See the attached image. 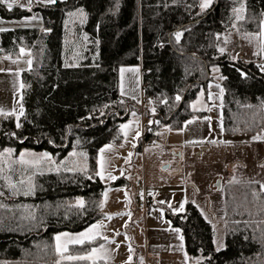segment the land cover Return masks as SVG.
I'll use <instances>...</instances> for the list:
<instances>
[{
  "label": "trees",
  "instance_id": "trees-1",
  "mask_svg": "<svg viewBox=\"0 0 264 264\" xmlns=\"http://www.w3.org/2000/svg\"><path fill=\"white\" fill-rule=\"evenodd\" d=\"M201 3L56 0L48 4L32 0L30 11L21 6L9 10L0 4L2 18L34 13L41 18L40 28L0 32V56L21 57L23 49L29 51L31 61L21 73L23 115L15 119L0 114V151L11 150L17 161L25 150L47 153L52 165L76 153L84 164L68 171L51 164L47 169L45 163L32 168L15 161L16 170L21 169L19 176L0 180L4 193L0 196V264H104L102 260H58L54 234L83 230L102 217L105 185L96 175L99 150L120 143L121 124L132 110L139 111L138 105L120 94L121 66L139 65L145 83L143 95L155 110L154 121L179 129L194 115L190 102L209 82L210 66L217 64L225 134L248 136L264 129V71L258 67L264 62L231 60L219 51L225 44L224 33L230 29L260 32L264 0H212L203 10ZM239 7V12L234 11ZM178 31L182 33L179 41L175 37ZM70 32L74 39L83 35L82 52H71V42L66 43ZM150 130L152 127H146V138L153 136ZM137 148L141 149L140 144ZM29 182L34 191L25 195ZM80 200L83 207L78 205ZM224 207L221 250L214 249L211 226L196 206L187 204L182 213L169 215L171 223L181 229L190 260L264 264L261 184L227 183ZM101 241L97 237L74 244L68 252L84 254Z\"/></svg>",
  "mask_w": 264,
  "mask_h": 264
},
{
  "label": "rangeland",
  "instance_id": "rangeland-1",
  "mask_svg": "<svg viewBox=\"0 0 264 264\" xmlns=\"http://www.w3.org/2000/svg\"><path fill=\"white\" fill-rule=\"evenodd\" d=\"M240 7L238 9H242ZM33 16L37 19L33 20ZM0 27L6 30L40 28L41 18L37 13L18 19L0 17ZM69 30L72 31V28ZM69 36L66 41L71 42V52H82L83 35L74 39L70 32ZM224 41L221 48H224L231 60L245 57L257 61L260 57L258 52L264 55V51H261L264 36L261 33H244L230 29L224 33ZM28 61V50L21 51L19 58L0 56V114H10L19 119L22 111L21 73L30 67ZM124 67L118 71L120 94L122 89L126 90L130 94L126 99L140 107V69L138 67L133 72L129 70L137 66ZM121 69H125L123 76ZM134 80L135 83L137 81V90L131 93ZM209 94L212 99H209ZM222 101L223 89L217 64L210 66L209 82L190 102L194 115L185 120L179 129H171L168 125L154 121L151 101H143L142 108L147 111L144 113V126L152 127L150 131L153 136L151 143L142 150L137 148L143 133L139 122L140 115L132 110L128 119L121 124L129 125L127 129L121 128L122 141L106 144L102 147L106 149L103 154L100 152L102 148L98 153L97 172L101 171L103 164L104 178H99L105 185L101 202L102 217L80 231L56 232L55 251L57 235L69 234L68 237L61 236L60 243L63 245L70 237L99 224L102 226L93 229L90 236L94 239L99 237L102 241L93 247L99 251L88 259L90 261L102 260L104 264H204L201 258L190 260L184 250L181 229L174 226L169 217L182 213L187 204L196 206L209 222L214 249L217 250L218 242L223 245L219 250L223 249L225 186L233 181L264 184V129L248 136L225 134ZM199 112L204 113L196 115ZM189 121L192 123H188ZM254 137L259 138L253 139ZM22 153L34 154L25 156L28 160L44 154L28 150ZM0 154V180L17 178L21 171L16 170L17 157L12 153L9 155L7 150L0 151ZM44 163L45 168H49V163ZM52 166L77 169L84 164L76 155L70 154ZM109 174L115 179H109ZM136 179L141 181L140 185L135 184ZM116 182L119 183L114 184ZM138 199H144L143 209L138 208ZM71 245L74 244L67 243V248ZM92 249L84 254H71L68 250L63 255L57 251L56 253L58 260H69L66 258L69 255L87 256Z\"/></svg>",
  "mask_w": 264,
  "mask_h": 264
},
{
  "label": "snow or ice",
  "instance_id": "snow-or-ice-1",
  "mask_svg": "<svg viewBox=\"0 0 264 264\" xmlns=\"http://www.w3.org/2000/svg\"><path fill=\"white\" fill-rule=\"evenodd\" d=\"M41 2H46L48 4H54L56 3V0H41ZM16 3V0H12L11 3L8 2V0H0V4H6L7 8L9 10H11L13 8V5ZM32 3V0H29V5ZM212 3V0H202V3L200 5L201 9H206L208 8ZM21 7H24V5H20ZM29 11L31 10V8L29 7L28 9ZM234 11L236 12H239L240 10L239 9H234ZM69 15H74V13H70ZM81 15L83 16V11L81 10ZM239 19H242L243 17H238ZM33 20L37 19V17L33 16L32 17ZM27 22V21H25ZM262 28H264V25H262ZM3 31H6V29L0 27V32H3ZM181 35L182 33L181 32H177L175 34V37H176V40L179 41L180 38H181ZM261 35L264 36V30H262L261 32ZM21 51L23 52V49H21ZM219 51L221 53L224 52V48H220ZM261 51H264V45H262L261 47ZM28 63L30 64L31 61H28ZM258 67L261 68L262 71H264V65H259ZM215 71H218V69H214ZM129 71H136L135 69H130ZM125 72V69H121V75L123 76V73ZM221 79H223V77H221ZM122 95L125 94L123 92V89H122ZM133 99H135V97H133ZM177 101H179L181 99V97L179 95L176 96L175 98ZM209 99H212V96L211 94H209ZM139 102V101H137ZM2 111V110H0ZM153 111H155L153 109ZM21 115H23V112L21 111ZM133 115H135V113H133ZM188 123H192V121H189ZM17 128L21 127V125L19 123H17ZM122 129H127L129 128V125L128 124H125V125H122L121 126ZM125 135H127V133H125ZM139 135V133H137V136ZM259 137H254L253 139H257ZM110 147V146H108ZM106 149L102 148L100 150L101 154H103V152L105 151ZM7 153L10 155L11 154V150H7ZM2 155V154H0ZM31 155H34V154H31V153H22L19 160L17 161V163H20L21 165H26L28 167H32V168H38L40 167L44 162H47L49 164H52L54 163V161H52L51 157L47 154V153H44V154H41V156H39L38 158L34 159V160H28V159H25V156H31ZM71 155H76V153H72ZM80 155H84L83 153H80ZM101 159H103V157L101 156ZM262 167H264V165H262ZM58 170V169H57ZM68 171H74L75 169H67ZM81 170H86V169H81ZM96 175L100 176L102 179L104 178L103 177V164H101V171L97 172ZM109 179H115V177H112L110 174H109ZM89 179H91V177H89ZM31 180V178H29V181ZM24 181L21 180L20 181V184H23ZM9 187L13 188L14 190L18 191V189L16 188V185L15 184H12L11 182H9ZM261 190L264 191V184L261 185ZM34 191V186L29 182V186H28V190L24 193L25 195H29V194H32ZM4 193L3 192H0V196H2ZM106 196V194H105ZM78 205L80 207H83L84 205V202L83 200H80L78 201ZM102 225H93L91 226L89 229H87L85 232H82L76 236H72L68 239L67 243H72V244H83L85 243L86 241L87 242H91L94 237L93 236H90V233L93 232V229L95 228H99L101 227ZM178 231V230H177ZM117 235H119V233H117ZM61 236H64V237H68L69 234L67 233H63L61 235H57L55 237V240H56V251L58 253H60L61 255H63L64 252H67L68 248H67V243H64L63 245H61ZM182 239V238H181ZM222 243H219L218 242V248L217 250L220 249V247H222ZM99 250L98 249H95L93 248L91 253H89V255L87 256H72V255H69L67 256L66 258L69 259V260H85V259H91L92 258V255L95 254L96 252H98ZM131 259V257L129 258ZM59 264V262H58ZM197 264H199V262H197Z\"/></svg>",
  "mask_w": 264,
  "mask_h": 264
},
{
  "label": "built area",
  "instance_id": "built-area-1",
  "mask_svg": "<svg viewBox=\"0 0 264 264\" xmlns=\"http://www.w3.org/2000/svg\"><path fill=\"white\" fill-rule=\"evenodd\" d=\"M9 1V3H11L12 2V0H8ZM3 5H5L6 6V4H3ZM20 5H24V8H29V0H16V3L13 5V6H20ZM140 87H141V92H142V94H141V104H142V102L143 101H145L146 100V97L143 95V88L145 87V83H143V82H140ZM140 104V107H139V122H140V124H141V127H142V139H141V142H140V147H141V149L142 148H144V147H146L147 145H149L150 143H151V139L152 138H146V136H145V133H146V127L144 126V123H145V119H144V113H145V110L142 108V105ZM156 139H157V137H155ZM135 184L136 185H140L141 184V181L140 180H138V179H136L135 180ZM143 195H144V187H143ZM137 206H138V208H144L145 207V201H144V199H138V201H137Z\"/></svg>",
  "mask_w": 264,
  "mask_h": 264
},
{
  "label": "crops",
  "instance_id": "crops-1",
  "mask_svg": "<svg viewBox=\"0 0 264 264\" xmlns=\"http://www.w3.org/2000/svg\"><path fill=\"white\" fill-rule=\"evenodd\" d=\"M34 2L36 1V2H40V3H46V2H41V0H33ZM262 25H263V23H262ZM262 30H264V28H262L261 27V30H260V32L259 33H261L262 32ZM259 53V55H260V57L258 58V61H261V62H264V55H262L260 52H258ZM17 58H19V57H17ZM243 60H246V61H255V59H247V58H242ZM134 66H137V67H134V69L135 70H137V68L139 67V65H134ZM122 68H125L124 66H121ZM120 67V68H121ZM134 72V71H133ZM132 88H133V91L131 92V93H134V91H136L137 90V81H136V83H135V80H134V83H133V86H132ZM123 92L125 93V94H123L125 97H129V95L130 94H128V92L126 91V90H123ZM145 148V147H144ZM143 149V148H142ZM141 149V150H142Z\"/></svg>",
  "mask_w": 264,
  "mask_h": 264
}]
</instances>
